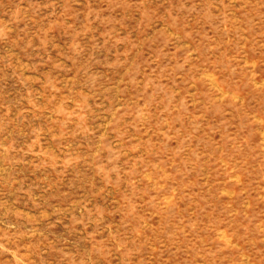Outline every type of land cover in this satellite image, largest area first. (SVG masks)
<instances>
[{"label":"rangeland","instance_id":"1","mask_svg":"<svg viewBox=\"0 0 264 264\" xmlns=\"http://www.w3.org/2000/svg\"><path fill=\"white\" fill-rule=\"evenodd\" d=\"M0 264H264V0H0Z\"/></svg>","mask_w":264,"mask_h":264}]
</instances>
